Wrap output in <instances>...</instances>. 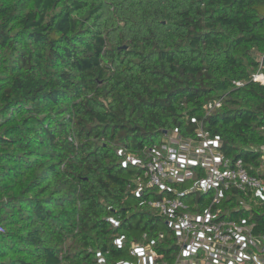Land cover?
Returning a JSON list of instances; mask_svg holds the SVG:
<instances>
[{"label":"trees","instance_id":"obj_1","mask_svg":"<svg viewBox=\"0 0 264 264\" xmlns=\"http://www.w3.org/2000/svg\"><path fill=\"white\" fill-rule=\"evenodd\" d=\"M256 75L264 0H0V264L135 261L165 219L127 158L146 163L165 133L202 129L264 178ZM260 202L234 191L222 208L264 234Z\"/></svg>","mask_w":264,"mask_h":264},{"label":"built area","instance_id":"obj_2","mask_svg":"<svg viewBox=\"0 0 264 264\" xmlns=\"http://www.w3.org/2000/svg\"><path fill=\"white\" fill-rule=\"evenodd\" d=\"M258 77L255 80L262 81ZM220 107L221 100L207 106L210 110ZM197 133L201 141H186L176 131L165 133L149 149L146 163L128 156L127 163L145 168L148 186L159 189L156 198L144 203L165 219L169 233L157 231L154 238L144 234L129 246L135 261L118 264H264V234L254 233V224L245 217L231 219L222 208L234 191L250 192L252 199L264 204V178L251 174L242 159L231 161L222 151L219 138H210L202 129ZM188 182L192 183L189 190L174 189L172 195L162 194L170 183L181 186ZM144 190L140 187L136 193L143 194ZM195 193L199 197L189 201ZM168 237L175 245L170 258L160 250L161 246L167 248L164 242ZM123 241L118 238L115 244L122 246ZM97 257L99 264H106L99 251Z\"/></svg>","mask_w":264,"mask_h":264},{"label":"rangeland","instance_id":"obj_3","mask_svg":"<svg viewBox=\"0 0 264 264\" xmlns=\"http://www.w3.org/2000/svg\"><path fill=\"white\" fill-rule=\"evenodd\" d=\"M257 76V75H256ZM184 188H186V189H191L192 188V183H186L185 184V186H184ZM199 197V193H195V194H193L192 196H190V198L188 199L189 201H194V200H196L197 198ZM187 201V200H186ZM252 218V214L250 213V214H247V216H245V219L246 220H250ZM158 231H160V232H164V233H166V234H168L169 233V229H168V227L165 225V224H161L160 226H159V230Z\"/></svg>","mask_w":264,"mask_h":264},{"label":"bare ground","instance_id":"obj_4","mask_svg":"<svg viewBox=\"0 0 264 264\" xmlns=\"http://www.w3.org/2000/svg\"><path fill=\"white\" fill-rule=\"evenodd\" d=\"M258 78H263V76L262 75H259V77Z\"/></svg>","mask_w":264,"mask_h":264}]
</instances>
